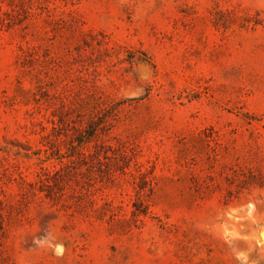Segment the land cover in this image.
<instances>
[{
    "label": "rangeland",
    "instance_id": "rangeland-1",
    "mask_svg": "<svg viewBox=\"0 0 264 264\" xmlns=\"http://www.w3.org/2000/svg\"><path fill=\"white\" fill-rule=\"evenodd\" d=\"M263 230L264 0H0V264H264Z\"/></svg>",
    "mask_w": 264,
    "mask_h": 264
},
{
    "label": "bare ground",
    "instance_id": "bare-ground-1",
    "mask_svg": "<svg viewBox=\"0 0 264 264\" xmlns=\"http://www.w3.org/2000/svg\"><path fill=\"white\" fill-rule=\"evenodd\" d=\"M261 233H262L261 235H262V236H263V238H264V230H263ZM262 236H261V237H262Z\"/></svg>",
    "mask_w": 264,
    "mask_h": 264
}]
</instances>
